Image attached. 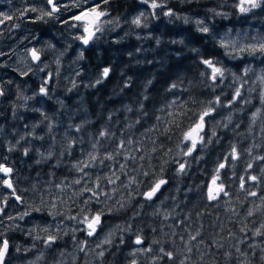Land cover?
I'll use <instances>...</instances> for the list:
<instances>
[{"label":"trees","instance_id":"16d2710c","mask_svg":"<svg viewBox=\"0 0 264 264\" xmlns=\"http://www.w3.org/2000/svg\"><path fill=\"white\" fill-rule=\"evenodd\" d=\"M222 2L172 0L171 15L105 29L35 76L9 72L0 165L20 203L0 179L4 264H264V99L240 74L242 59L192 21L216 32L264 26V0L246 15ZM127 8L109 13L119 20ZM48 26L33 28L56 37ZM203 60L223 76L213 81ZM93 215L89 238L83 221Z\"/></svg>","mask_w":264,"mask_h":264},{"label":"rangeland","instance_id":"374dc122","mask_svg":"<svg viewBox=\"0 0 264 264\" xmlns=\"http://www.w3.org/2000/svg\"><path fill=\"white\" fill-rule=\"evenodd\" d=\"M140 6L132 8V15L116 20L113 16L109 15L107 18L97 22L98 24L94 27V36L99 35L105 29H111L114 25H124L126 22L133 23V20L140 18V25H145L147 18L153 16H159L161 14H166L169 12H176L171 7L172 0H156V3L160 5L157 8H152L150 6L151 0L148 3L143 2V0H136ZM192 1V0H188ZM263 1V0H262ZM43 0H7L6 3L8 6L7 12L0 13V20H7L8 26H6L5 31L0 34V101L2 96L6 95V92L9 90L8 85V75L9 72H15L18 75L31 74L35 76L41 73L46 67L53 66L49 64V59L52 58L55 64L59 61V56L65 58L68 53L73 54L76 51L69 49L74 47L75 40L80 42L81 39L77 37L85 36L84 26L70 24V21L75 18L78 13L76 12H64L67 16H71L67 26L61 28L63 32L59 35H56L54 40H51L52 43L46 38H43L39 35V32L33 28L34 23L39 21L38 25L42 24L41 21L45 20L43 18H49L48 20L59 22V17L48 16L44 13L46 12H25L28 9L33 8L31 4L37 6L40 10L43 11ZM82 4L85 5L88 3V0H81ZM176 4V1H173ZM240 0H224L222 2V7H228L229 9H234L235 12L239 14L246 15L251 12H257L261 7L252 9L251 11L242 13L239 9ZM245 7H248L245 5ZM36 8V7H35ZM210 12H221V11H210ZM106 14V12H103ZM143 13V15H141ZM191 19V17H189ZM28 20V21H27ZM192 21L200 26V29L207 27L209 31L207 32L211 37L216 40L221 46L227 44L228 47H224L228 52L232 53L234 58H241L242 61L239 64L240 74L244 75V80L251 79L252 83H255L260 90V98L264 99V53L259 51L249 52L246 48L247 45L256 44L261 39H264V26L261 23L259 27L250 26L245 29H228L223 32L212 31L209 28L206 20L201 17L192 18ZM200 21L201 23H197ZM134 24V23H133ZM136 25V24H135ZM139 26V25H136ZM21 27L24 28L26 32L23 34L19 31ZM27 27V28H26ZM99 28V31L96 29ZM77 31V33L75 32ZM64 36V38H62ZM94 37L92 38L93 41ZM11 40H13L11 42ZM58 40V42H56ZM92 41L90 43H92ZM234 45V46H233ZM33 48L38 51L42 60L37 64H32L28 52ZM245 47L244 52H240L239 48ZM83 48L81 44L76 47V50ZM44 57L46 61L44 60ZM44 60V61H43ZM245 69H248L245 73ZM240 74H234L235 80L239 85L246 83L239 77ZM198 131L199 129L195 128V131H191L188 134L187 139L189 144L193 145L198 140ZM95 215L91 217H86L83 221V224H88L90 221L95 219ZM88 233V230H87ZM96 237V235L94 236ZM93 237V238H94Z\"/></svg>","mask_w":264,"mask_h":264},{"label":"snow or ice","instance_id":"6c2138e0","mask_svg":"<svg viewBox=\"0 0 264 264\" xmlns=\"http://www.w3.org/2000/svg\"><path fill=\"white\" fill-rule=\"evenodd\" d=\"M143 2L145 3H148L149 0H143ZM48 4L51 5V11L50 12H46L44 13L45 15H48V16H51L52 13L58 11V6L56 5L55 3V0H48ZM261 4H262V0H240V5H239V9L242 13L244 12H248V11H251L252 9H255V8H258V7H261ZM245 5H247L248 7H245ZM150 6L152 8H157L159 7L160 5H158L156 3V0H151V4ZM35 10V9H33ZM94 13H96V18L98 19L100 16H103L105 15V13L103 12H96L95 9L92 10ZM168 15H171V13H166ZM143 15V13L141 14ZM88 16V13H84V17H87ZM76 20H81L82 17L81 16H76L75 17ZM140 18H136L135 20H133V23L136 24V25H140ZM197 23H201L200 21H197ZM100 29L97 28L96 31H99ZM201 31L207 33L209 31V29L207 27H204L202 29H200ZM84 31L85 33H87V35L85 36H82V37H77V39H81L82 43L87 45L89 43V41L93 38V36L95 35L94 32L90 31L89 28L87 26L84 27ZM224 47H228L227 44H224L223 45ZM234 46V45H233ZM247 50L249 52H255V51H259L261 53H264V39H261L258 43L256 44H250V45H247L246 46ZM245 47H240L239 48V51L240 52H244L246 50ZM32 58L33 60H39V55L37 54L36 50H32ZM208 68L211 69V78L213 81H215V79L217 78V76H223V70L222 68L220 67H217L215 64H213V62L211 60H203L202 61ZM248 69H245V73H247ZM108 73H109V69L108 68H105L104 71H103V76L104 77H107L108 76ZM261 79H264V77H262ZM99 82V81H98ZM173 87H175V85H173ZM41 93H45V89L44 88H41ZM2 94V93H0ZM236 96H239L240 95V90L239 88L236 90V93H235ZM218 102V100H217ZM211 112V109H207L203 112V114L200 116V121L201 123H199L196 128L197 129H202L203 128V120H204V117L209 115ZM193 131H195V129H193ZM101 135H104V133H101ZM27 154V153H25ZM233 158H235V149H233ZM220 168H224L225 165L224 164H220L219 165ZM180 169L181 171L183 170V165L180 166ZM12 170L10 168H7V167H4L3 165H0V172H3L5 175H8ZM218 177H214L213 178V185L216 184V180H217ZM253 179H255V177H253ZM165 183L164 180H159L152 188L149 192H147L145 195H146V198L147 199H151L155 193L160 189L161 185H163ZM3 184L8 187V188H12V184L9 180H4L3 181ZM223 191V185H220L219 187L215 188V192L216 193H219V192H222ZM225 195H227V193H225ZM254 195V193H253ZM216 196L214 194V191L212 188H209V199H215ZM17 199H19V197H17ZM251 214V213H249ZM99 220H100V217L97 215L93 221V223L89 224V227L90 228H93L94 230V224H98L99 223ZM92 232H89V235H91ZM259 234V233H257ZM194 239V237H193ZM48 242L49 243H52L54 242V237H49L48 238ZM142 241L140 240L139 237H137L136 239V243L137 244H140ZM8 241L5 240L3 241L2 244H0V264H4V261H5V257L7 255V252H8ZM166 255L169 256V258H171V253H166Z\"/></svg>","mask_w":264,"mask_h":264},{"label":"flooded vegetation","instance_id":"af4514ba","mask_svg":"<svg viewBox=\"0 0 264 264\" xmlns=\"http://www.w3.org/2000/svg\"><path fill=\"white\" fill-rule=\"evenodd\" d=\"M7 0H0V13L1 12H7L8 10V6L6 3ZM56 5L58 6V11H56V13H52L51 16L54 17H59V22H54V21H50L48 20L49 18H43L45 20H42L41 23L42 25H44L45 30L49 27L48 25H56V28L59 30L58 35L63 32L61 30V28L64 29L65 26H67L66 24L69 23V21L71 19H69L71 16H67L64 12H76L78 13L77 16H81L82 19L81 20H76L75 18H73L70 21V24H76V25H80L81 27H85L90 25L92 31L94 32V27L98 24L97 22L107 18L110 13L109 12H123V11H128L129 9L127 7L132 6V8L136 7V6H140V4L136 1V0H88V3L83 5L81 0H55ZM30 5L33 7L31 9L26 10L25 12H50L51 11V7L48 4V0H43L42 5H43V11H41V8L39 11H37L39 8L33 4L30 3ZM117 5V8H114V6ZM36 7V8H35ZM120 8V9H118ZM35 9V10H33ZM95 9L96 12H106L105 15L100 16L98 19L96 18V13H94L92 10ZM84 13H88L87 17H84ZM28 21V20H27ZM40 21V20H39ZM39 21H37V23H39ZM6 26H8V21L7 20H0V34L2 32L5 31ZM48 26V27H47ZM27 28V27H26ZM25 29L21 27V30H19L22 34L26 31H24ZM77 33V31H75ZM95 37V36H93ZM46 39H48L51 43V40H54L53 38H48L45 37ZM55 38V36H54ZM64 38V36L62 37ZM13 40H11L12 42ZM92 41V40H91ZM75 43H77L78 45L80 44V42H77L75 40ZM90 45V44H89ZM30 51H32L33 49L36 50L35 48H33V46L31 48H29ZM39 55H40V60H42V56L41 54L36 51ZM28 56H29V52H28Z\"/></svg>","mask_w":264,"mask_h":264},{"label":"water","instance_id":"95a60500","mask_svg":"<svg viewBox=\"0 0 264 264\" xmlns=\"http://www.w3.org/2000/svg\"><path fill=\"white\" fill-rule=\"evenodd\" d=\"M50 6H51V5H50ZM54 13H56V12H54ZM87 27L89 28L90 31H92L90 25H88ZM92 32H93V31H92ZM86 35H87V33H86ZM91 40H92V39H91ZM91 40L89 41V43H88L87 45L83 44L82 41L80 40V44L83 46V48H87V47L89 46ZM31 53H32V51L29 52V58H30L32 64H37V63L40 61V55L37 53V54L39 55V60H33ZM3 166H4V167H7V168H10V167L5 166V165H3ZM10 169H11V168H10ZM11 172H12V171H11ZM11 172H10L8 175H5L3 172H0L1 187H2V189H3L5 192H7V193L10 194V196H11V200H12V201H14L15 203L19 204V203H20V198L17 199L18 196L15 194V191H14L13 185H12V188H8V187H6V186L3 184V181H4V180H9V181L11 182V184H12V180H11ZM145 198H146V195H145ZM146 200H151V199H147V198H146ZM93 221H94V219H93L92 221H90L89 224L93 223ZM89 224L87 225V230H88L87 237H89V238H93V237L96 235V232H97L96 227H97L98 224H94V230H93V228H90V227H89ZM89 232H92V234L89 235ZM4 241H5V240H4ZM2 243H3V241H2ZM2 243H1V244H2ZM137 245H139V244H137ZM7 255H8V252H7ZM7 255H6V257H7ZM6 257H5V260H6ZM4 263H5V261H4Z\"/></svg>","mask_w":264,"mask_h":264}]
</instances>
